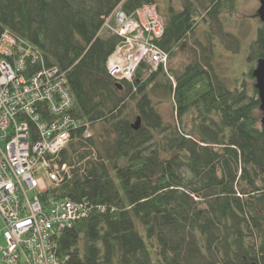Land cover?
Returning <instances> with one entry per match:
<instances>
[{
	"label": "trees",
	"instance_id": "trees-1",
	"mask_svg": "<svg viewBox=\"0 0 264 264\" xmlns=\"http://www.w3.org/2000/svg\"><path fill=\"white\" fill-rule=\"evenodd\" d=\"M235 1L0 0V36L21 38L65 74L82 124L55 156L67 168L62 181L41 195L88 206L56 238L65 264H264V127L252 76L263 28L244 73L249 88L244 79L229 89L202 43L182 70L141 65L132 82H116L107 69L122 39L104 24L117 11L155 5L164 34L153 43L170 62ZM155 95L171 99L173 122Z\"/></svg>",
	"mask_w": 264,
	"mask_h": 264
},
{
	"label": "built area",
	"instance_id": "built-area-1",
	"mask_svg": "<svg viewBox=\"0 0 264 264\" xmlns=\"http://www.w3.org/2000/svg\"><path fill=\"white\" fill-rule=\"evenodd\" d=\"M115 14L111 29L104 24L105 30L122 39L107 61L112 78L132 82L141 65L148 72L165 68L168 55L153 43L164 34L162 20L145 29L139 55L131 52L121 60L119 51L131 43L128 37L134 30L131 17L135 13L127 16L119 10ZM72 107L65 74L56 67H45L41 54L21 38L2 33L0 220L5 244L0 247V264H65V259L57 255L56 238L89 212L87 205L66 199L41 200L48 188L62 181L67 168L59 165L55 156L67 146L72 131L82 126L72 115ZM83 136H92L87 125ZM41 171L49 177V183L40 176Z\"/></svg>",
	"mask_w": 264,
	"mask_h": 264
},
{
	"label": "rangeland",
	"instance_id": "rangeland-1",
	"mask_svg": "<svg viewBox=\"0 0 264 264\" xmlns=\"http://www.w3.org/2000/svg\"><path fill=\"white\" fill-rule=\"evenodd\" d=\"M181 1L182 0H174L173 5L179 8ZM258 8V0H236L234 10H229L220 21L207 22L208 24L201 23L195 34L191 35L189 39L177 49L176 55L167 63L165 68L167 69L169 67L174 70H182L195 54L200 52L197 44L202 43L201 45H205V50L203 51L212 56V64L215 72L225 80L229 89L233 90L241 86L243 80L247 79L244 73L250 69L248 58L250 50L254 45L253 42L257 38L256 34L258 28H263V23L260 22L257 17ZM115 15L117 16V14ZM115 15L112 16L113 20ZM131 18L135 21V25L133 26L134 30L128 37L131 43H127V45L122 47L119 51L121 60H125L127 58L126 55L131 52H135L138 55L142 52L140 50L143 47V43H145L142 39L145 29H149L148 27H152L155 21L160 22L161 19L157 14L155 5L145 6L144 10L135 12V16ZM109 22L110 19L108 18L106 25L108 24L107 27L111 29L113 26ZM114 22L116 23L115 20ZM115 23L113 25H115ZM223 32L231 34L238 38L239 41H233L231 38L232 36L226 35ZM208 42L212 45L210 50L209 47L211 46L207 45ZM136 44H138V46H136ZM128 66L129 63L125 65V68ZM245 85L247 88L251 87L250 80L247 79ZM153 101L157 110L162 115L163 120L169 123L175 120L174 107L170 98L163 99L155 95L153 96ZM258 116L261 118V114ZM188 119L189 117H186L185 121L188 122ZM40 176L49 183V177H47L45 172L41 171ZM27 195L30 197L31 193L28 192ZM3 231L4 224L0 220V247H3L5 244L2 235Z\"/></svg>",
	"mask_w": 264,
	"mask_h": 264
},
{
	"label": "water",
	"instance_id": "water-1",
	"mask_svg": "<svg viewBox=\"0 0 264 264\" xmlns=\"http://www.w3.org/2000/svg\"><path fill=\"white\" fill-rule=\"evenodd\" d=\"M259 8L257 10V17L263 23V39H262V57L256 62V66L252 71V76L255 79L254 88L257 90L260 102L261 119L260 124L264 127V0H258ZM139 118L134 123V129L139 127Z\"/></svg>",
	"mask_w": 264,
	"mask_h": 264
},
{
	"label": "bare ground",
	"instance_id": "bare-ground-1",
	"mask_svg": "<svg viewBox=\"0 0 264 264\" xmlns=\"http://www.w3.org/2000/svg\"><path fill=\"white\" fill-rule=\"evenodd\" d=\"M85 125H87L88 127H90V125L88 123H84Z\"/></svg>",
	"mask_w": 264,
	"mask_h": 264
}]
</instances>
